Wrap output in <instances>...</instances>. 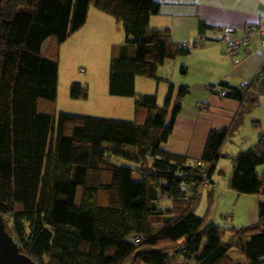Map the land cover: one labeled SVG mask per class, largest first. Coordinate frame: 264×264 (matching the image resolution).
Listing matches in <instances>:
<instances>
[{
    "label": "trees",
    "instance_id": "obj_1",
    "mask_svg": "<svg viewBox=\"0 0 264 264\" xmlns=\"http://www.w3.org/2000/svg\"><path fill=\"white\" fill-rule=\"evenodd\" d=\"M91 7L122 24L125 41L112 47L109 93L134 98L133 121L55 114L60 47L86 24ZM159 13L156 0H2L0 215L20 251L39 264H244L233 261V248L245 264H264V202L258 221L239 229L196 214L203 192L213 190H200L204 172L216 184L221 149L259 98L251 82L221 83V95L240 102L231 127L211 131L195 162L161 150L189 88L179 87L165 126L174 85L160 106L157 95L138 93L135 81L142 76L159 83V69L192 48L150 25ZM70 91L74 100L89 95L80 82ZM231 161L230 188L264 195L260 141Z\"/></svg>",
    "mask_w": 264,
    "mask_h": 264
},
{
    "label": "crops",
    "instance_id": "obj_2",
    "mask_svg": "<svg viewBox=\"0 0 264 264\" xmlns=\"http://www.w3.org/2000/svg\"><path fill=\"white\" fill-rule=\"evenodd\" d=\"M156 1L160 4V13L151 17L152 27L168 29L173 41L179 44L190 43L202 37L206 38L200 45L193 47L187 56L168 61L159 69V84L166 86L167 92L170 84L174 85V94L165 126L171 123L179 87L185 85L189 88V93L184 98L182 108L176 116L173 131L167 141L161 143V150L195 162L202 158L211 131L231 127L239 111L240 102L223 97L220 90L221 83L242 86L245 81H249L259 98L258 106L238 120L231 140L221 149V158L216 163L213 172V180L217 187L207 192L210 198H215L222 188L221 197L226 194L231 198L240 199V196L230 188L233 175L231 157L258 144L260 134L264 132V46L260 36L253 34L249 45V55L240 61H235L224 53V46L218 40L219 29L231 27L237 34H242L247 25L260 20L264 0ZM92 11H94L93 14ZM102 13L104 12L93 10V7L89 9L86 24L61 45L59 61L63 46L70 40L75 39V43L84 40L86 44L104 42L107 47L124 43L123 29L115 28L113 22L108 17L105 18L106 16ZM182 66L186 67L185 73L181 71ZM138 77L135 81V88L139 83ZM141 82L149 85L144 80ZM80 83L84 86L82 82ZM86 84L89 88V95L84 101H88L94 94V102L76 104L80 110H85L81 112L82 116L123 121L134 120L135 100L133 98L111 96L109 85L104 82L101 85L96 82L92 83V86L89 82ZM137 91L142 94L146 93L141 90ZM148 93L153 94L149 91ZM98 112H108L110 115L103 117L97 115ZM259 168L262 169L259 172H264V165ZM133 178L135 181H141L140 177L134 176ZM163 204L170 205L168 201H164ZM230 222L232 223L233 220Z\"/></svg>",
    "mask_w": 264,
    "mask_h": 264
},
{
    "label": "rangeland",
    "instance_id": "obj_3",
    "mask_svg": "<svg viewBox=\"0 0 264 264\" xmlns=\"http://www.w3.org/2000/svg\"><path fill=\"white\" fill-rule=\"evenodd\" d=\"M93 10L100 13L102 12L94 7ZM93 12L94 11H92V14ZM102 14L106 16L105 18L108 17L109 20L113 22L115 28H119L120 30L123 29L122 24L115 18L106 13ZM74 40L68 41L63 46V53L59 61L60 68L55 109L56 115L59 113L81 115V112L85 110H80V107L76 104H86L85 102H88L87 104H92L94 102V94H92L88 101H77L72 99L70 88L73 82H82L88 90L89 88L86 84L88 82L91 86L92 83L95 82L98 85H101L103 82L109 85L112 46L107 47L104 42L86 44L84 40L75 43ZM141 80L149 83V85H144ZM138 82V85L136 84V91H145L146 93L143 94H150L148 91L153 92V95H157L160 106L164 105L167 95L166 86L163 84L161 86L158 81L147 79L142 76L138 77ZM99 91L101 92V89H99ZM97 115L106 117L110 114H108V112H98ZM117 163L131 166L128 162L122 160H117ZM259 171H262V169L259 168ZM207 192L208 190L203 192L196 210V214L200 217H207L209 221L225 229L241 228L258 221L259 203L264 201V195H239L240 199L231 198L226 194L221 197L223 193V189L221 188L219 192H217L215 198H210ZM236 197H238V195H236ZM81 199L82 189L79 188L77 193V205L81 202ZM230 220H233V222L231 223ZM227 241L228 244L234 245L236 243V238L229 236ZM230 256L236 263H246L245 256L236 248L231 250Z\"/></svg>",
    "mask_w": 264,
    "mask_h": 264
},
{
    "label": "built area",
    "instance_id": "obj_4",
    "mask_svg": "<svg viewBox=\"0 0 264 264\" xmlns=\"http://www.w3.org/2000/svg\"><path fill=\"white\" fill-rule=\"evenodd\" d=\"M253 34H258L261 39V43L264 46V9L260 20L257 23L249 24L244 28L242 34H237L234 28L222 27L219 29V42L224 46V53L227 54L235 61H240L249 55V45L251 42V36ZM206 40L205 37L199 38L190 43H184L183 45L188 48H193L201 44ZM245 87L250 85L249 81H245L243 84ZM199 166H204L202 162H198ZM208 172H204V178L202 184L200 185V190L203 189H213L215 190L217 185L213 184L210 178H208ZM183 191H188L190 188L183 186ZM142 238L136 237L133 239L135 244H139Z\"/></svg>",
    "mask_w": 264,
    "mask_h": 264
},
{
    "label": "water",
    "instance_id": "obj_5",
    "mask_svg": "<svg viewBox=\"0 0 264 264\" xmlns=\"http://www.w3.org/2000/svg\"><path fill=\"white\" fill-rule=\"evenodd\" d=\"M2 0H0V13ZM1 41V31H0ZM260 146L264 152V134L260 138ZM0 264H39L20 251L19 245L6 229L4 218L0 215Z\"/></svg>",
    "mask_w": 264,
    "mask_h": 264
}]
</instances>
